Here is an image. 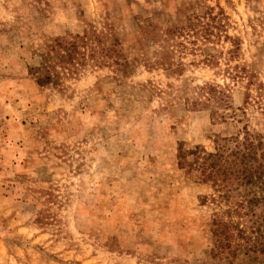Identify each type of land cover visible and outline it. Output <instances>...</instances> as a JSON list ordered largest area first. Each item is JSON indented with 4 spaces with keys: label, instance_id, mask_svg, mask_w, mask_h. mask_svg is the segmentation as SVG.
I'll return each instance as SVG.
<instances>
[{
    "label": "rangeland",
    "instance_id": "obj_1",
    "mask_svg": "<svg viewBox=\"0 0 264 264\" xmlns=\"http://www.w3.org/2000/svg\"><path fill=\"white\" fill-rule=\"evenodd\" d=\"M108 23L125 73L87 67L58 87L29 74L47 39ZM174 26L190 28L166 48L170 70L144 29ZM206 86L236 119L204 104ZM245 125L264 130V0H0V264H224L228 166L204 181L178 148L217 153Z\"/></svg>",
    "mask_w": 264,
    "mask_h": 264
},
{
    "label": "trees",
    "instance_id": "obj_2",
    "mask_svg": "<svg viewBox=\"0 0 264 264\" xmlns=\"http://www.w3.org/2000/svg\"><path fill=\"white\" fill-rule=\"evenodd\" d=\"M189 22L190 25L195 24L193 17L189 18ZM189 28L174 26L162 32H157L155 27L144 29L147 36L154 42L158 41L161 49L167 51V56L161 57V65L175 70L169 61L170 50L166 48L170 43L177 42V38L183 37ZM119 46V39L111 23L106 24L101 30L91 25L83 34L47 39L42 49L36 51L39 62L29 68V74L40 87L49 85L58 87L62 86L66 78L81 75L87 67L112 65L117 68L116 71L125 73L130 68V63L123 58ZM244 71L247 69L244 68ZM243 73L249 79L253 77L252 74L241 70L240 74ZM201 90L205 97L204 104L217 102V111L214 112L217 118L225 120L229 114L231 118L236 119L237 114L233 111L229 102L230 97L224 89L219 86H206ZM220 109L223 111L220 112ZM231 109L232 113H226ZM217 145V153H205L202 156L179 145V168L200 171L202 179L208 181L212 178L209 171L227 164V170L220 172V183L217 187L223 198L233 204L227 211L229 220L217 218V241L224 243L227 253L224 264H264V196L249 198L242 194V189L255 182H259L264 188V130L251 131L245 125L239 133L219 138ZM236 195L242 199L232 202ZM234 216L237 221L233 220ZM243 224L247 231L245 245L233 239L237 230L238 235L244 232L239 228V225Z\"/></svg>",
    "mask_w": 264,
    "mask_h": 264
}]
</instances>
